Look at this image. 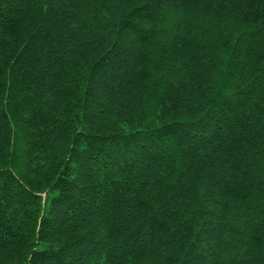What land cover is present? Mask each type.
Here are the masks:
<instances>
[{
    "label": "trees",
    "instance_id": "trees-1",
    "mask_svg": "<svg viewBox=\"0 0 264 264\" xmlns=\"http://www.w3.org/2000/svg\"><path fill=\"white\" fill-rule=\"evenodd\" d=\"M0 264H264V0H0Z\"/></svg>",
    "mask_w": 264,
    "mask_h": 264
}]
</instances>
